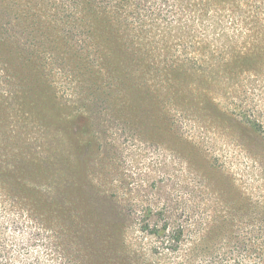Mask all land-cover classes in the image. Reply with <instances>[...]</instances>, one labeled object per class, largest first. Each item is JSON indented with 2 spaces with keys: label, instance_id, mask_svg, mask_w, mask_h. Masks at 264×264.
Here are the masks:
<instances>
[{
  "label": "rangeland",
  "instance_id": "374dc122",
  "mask_svg": "<svg viewBox=\"0 0 264 264\" xmlns=\"http://www.w3.org/2000/svg\"><path fill=\"white\" fill-rule=\"evenodd\" d=\"M93 2L140 30L119 25L117 66L89 50L80 0H0V264H191L143 230L164 211L201 244L193 264L254 260L264 0ZM80 186L99 216L84 239Z\"/></svg>",
  "mask_w": 264,
  "mask_h": 264
},
{
  "label": "trees",
  "instance_id": "16d2710c",
  "mask_svg": "<svg viewBox=\"0 0 264 264\" xmlns=\"http://www.w3.org/2000/svg\"><path fill=\"white\" fill-rule=\"evenodd\" d=\"M93 1L91 2L88 0H80L79 5L77 6V10H71L70 13L75 16H79V18L76 19V22L80 25V27H82L83 30L86 31V35L88 33V35H90L92 39L96 40V42H92V44L89 46L91 48L89 50L91 51V53H93L94 57L99 58L102 51L105 53V57L108 58L107 63L111 59H114L116 62L114 64L112 62V64L117 66L121 61L120 56L123 51V46L121 45V43H119L118 40H115V32H119L121 30V27L119 25H127L132 27L131 29L123 27L124 29L122 28L121 31L132 30L134 32H139L140 30L136 25L128 21L113 20L110 17L111 12L106 7H101ZM102 60L104 59L101 56L100 61ZM123 61L126 64V60L124 58ZM96 63L93 60L89 63V65L92 66L91 69H94L96 67ZM32 81L34 82V76L32 77ZM85 122L86 118H84L83 116L75 117V121L72 123V128L74 129L72 135L74 138H76V130H78L82 125L84 127L86 126ZM81 183L85 187L86 182L83 181ZM45 185L47 186V184L37 185L36 190L44 187ZM84 187L80 186L78 188V201H76L74 209V212H76V221L78 222V228L74 233H79V236H77V238L80 239H84L87 237L89 233L88 226H90V228L95 227V229L92 230L94 234L100 233L99 228L95 226L98 224H96V220H98L99 217L97 213L98 210L93 204L91 195L85 190ZM39 203L40 201H38L37 198L34 199V205L36 208ZM162 218L164 219V224H162L161 227L153 226L154 228L151 229V224H147L144 226L143 230L148 231L151 235L160 237L162 239L161 248L166 256L171 254H182L183 258L188 260L189 263L193 264V257H197V253L201 249V244L195 242L191 243V248L185 250L187 246L186 227L184 225H178L177 227L172 229L170 220L169 218H167L165 211L162 213ZM114 225H116V223H114ZM260 234L262 240L259 243V246L253 250L256 255L254 260L245 262L244 264H264V228L261 229ZM73 235L68 234L67 236L71 239L75 237ZM69 246L71 247V245H68V247ZM87 251H90V248L87 249ZM195 261L197 262L196 259Z\"/></svg>",
  "mask_w": 264,
  "mask_h": 264
}]
</instances>
